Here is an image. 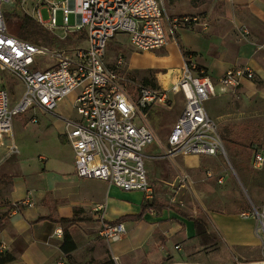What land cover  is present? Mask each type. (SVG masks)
Instances as JSON below:
<instances>
[{
	"label": "built area",
	"instance_id": "1",
	"mask_svg": "<svg viewBox=\"0 0 264 264\" xmlns=\"http://www.w3.org/2000/svg\"><path fill=\"white\" fill-rule=\"evenodd\" d=\"M31 1L0 0V73H9L24 88L20 102L11 107L0 76V145L15 116L32 111L30 122L38 124L34 112L51 114L62 100L75 94L71 108L76 117L64 122L65 137L74 158V175L106 182L123 192H142L145 198H150L144 159L158 160L160 154L143 156V149L156 138L146 123V112L151 106H165L168 94H181L184 107L168 136L163 158L224 153L204 103L218 90L233 92L244 81L253 80L251 69L247 66L228 69L214 83L187 54L175 83L168 89L159 84L154 88L139 86L134 97L128 91L133 82L123 56L117 55L111 63L106 60L107 44L115 35H126L135 52L158 50L167 44L166 25L172 31L205 29L208 24L200 16L169 18L163 11L162 0H61L59 3L37 0L29 14L56 38L84 32L86 46L67 51L37 46L7 32L2 4L18 5L27 12L26 5ZM39 5L48 6L46 22L39 16ZM58 10L62 12L60 27L55 24ZM69 14L76 19L71 27L67 24ZM251 149L252 167H264V150L258 146ZM101 210L99 206L95 208ZM241 215L254 219L257 231L264 237V203ZM98 225V235L107 242H116L125 234L122 222L107 224L101 216ZM55 235L60 236L61 232ZM5 249L6 245L0 242V253Z\"/></svg>",
	"mask_w": 264,
	"mask_h": 264
},
{
	"label": "crops",
	"instance_id": "2",
	"mask_svg": "<svg viewBox=\"0 0 264 264\" xmlns=\"http://www.w3.org/2000/svg\"><path fill=\"white\" fill-rule=\"evenodd\" d=\"M201 11L207 28L177 30V42L166 47L173 50L164 49L163 65L147 71L164 68L162 84L166 81L167 88L176 79L183 55L189 54L214 83L228 69L240 66L251 69L254 78L264 76V0H211ZM74 95L62 100L53 113L37 115V131L47 132L57 152L48 158L37 155L42 162L34 158L29 169L25 164L29 156L24 157L27 162H17L18 175L0 181V206H20L0 225V242L6 245L0 264H264V237L256 221L242 213L200 215L215 238L211 244H203L193 223L175 210H153L140 221L122 220L125 234L116 242L99 236L101 216L106 223L135 216L147 198L142 192H123L106 182L74 175L64 130L65 120L76 117L71 108ZM41 116H46L42 123ZM190 157L196 156L185 161ZM97 206L102 210L95 211ZM47 217L72 222L39 220ZM58 231L60 236L55 235ZM64 233L75 245L69 255L60 250ZM6 256L12 260L1 262Z\"/></svg>",
	"mask_w": 264,
	"mask_h": 264
},
{
	"label": "rangeland",
	"instance_id": "3",
	"mask_svg": "<svg viewBox=\"0 0 264 264\" xmlns=\"http://www.w3.org/2000/svg\"><path fill=\"white\" fill-rule=\"evenodd\" d=\"M36 1L27 3L28 13L21 6L14 4L3 3L1 9L3 14L14 11L21 17L30 16L32 4ZM56 1L59 3L61 0ZM210 3L211 0H162V7L169 18L200 16L204 14L201 8L207 7ZM38 10L42 21H48V6L39 5ZM4 22L10 34L20 33L19 22L5 18ZM34 22L37 34L27 36L33 39L37 46L67 51L86 46L84 32L58 39L35 20ZM75 22L74 15L69 14L68 26H73ZM55 24L58 27L63 24L60 10L55 12ZM170 31L172 30L166 25L167 44L153 51L135 52L124 34L115 35L109 40L106 60L111 63L117 55L123 56L129 79L133 82L128 91L134 97L139 86L154 88L159 84L164 87L162 76L167 74V71L164 68L147 71V68L163 65L164 49L169 43L177 42L176 31L169 33ZM57 33L62 36L60 30H57ZM177 46L179 47L178 44ZM166 50L170 53L173 47L170 46ZM0 76L9 95L11 107L17 106L23 94L22 83L6 72H1ZM167 97L169 99L165 106H151L146 112V123L156 138L151 145L143 149L142 153L144 157L160 154L158 160L144 159L151 190L149 197L160 205L190 216H205L209 211L239 214L249 212L264 203V167L254 169L251 165V147L258 146L264 150V76H255L250 83L233 92L218 90L214 97L204 103L223 147L224 153L217 156H196L186 161L187 156L163 158L168 136L184 107V98L181 94L174 96L168 94ZM34 113L40 115L38 112ZM32 114V111H27L12 119L13 130L3 137V144L0 145V177L9 179L18 175L17 162H27L24 161L27 160L24 158L26 156L30 159L25 163L29 169L33 168L35 160L39 158L37 155L48 158V154L54 155L57 152L58 149L55 143L50 141L47 132L40 133L35 126L37 124L30 122ZM45 117H40L41 123ZM12 147H15V150ZM34 158L36 159L33 160ZM38 160L42 162V159ZM219 179H222L221 183H218ZM97 227L99 230V225Z\"/></svg>",
	"mask_w": 264,
	"mask_h": 264
},
{
	"label": "trees",
	"instance_id": "4",
	"mask_svg": "<svg viewBox=\"0 0 264 264\" xmlns=\"http://www.w3.org/2000/svg\"><path fill=\"white\" fill-rule=\"evenodd\" d=\"M3 17L6 20L14 19L17 22H19L20 30L18 32H20V33H18L17 35H13L7 31L10 35H13L19 39L25 40L31 44L37 45V44H35V41H33V39H31L27 36V34H29L30 36H35L37 34L36 26L34 25L35 22L30 16L25 15V16L21 17V16H18L13 11L11 13L3 14ZM2 179H3V177H0V181ZM19 208H20V206H18V205H8L6 207V209L3 206H0V225L7 219L8 215L13 210H16ZM149 210H155V211L160 212L162 210H172V209L167 207V206H163V205L158 204L155 199L147 198V199H143V201L141 203V210H140L139 214H137L135 216H125V217L120 218L119 220H116V221L111 222V223L113 224V223H116V222H119L122 220H126V219L131 220V221H140V220H142L144 214L149 212ZM176 213H178L179 215L184 217L187 221H190L193 223L196 236L200 239V241L203 244H211V243L215 242V238H213V234L210 233L209 227H208V222L205 218H203L201 216H190L186 213L179 212V211H176ZM44 219H47V220H50L53 222H57V223H61V224H64L67 222H72V219H62V220L56 221L50 217L40 218L39 220H44ZM60 250L64 255H69V253H71L72 251L75 250V245L67 233H64L63 242L60 246ZM11 260H12V257L6 256L2 259L1 262H8ZM104 264H111V262H107Z\"/></svg>",
	"mask_w": 264,
	"mask_h": 264
},
{
	"label": "bare ground",
	"instance_id": "5",
	"mask_svg": "<svg viewBox=\"0 0 264 264\" xmlns=\"http://www.w3.org/2000/svg\"><path fill=\"white\" fill-rule=\"evenodd\" d=\"M175 80H176V79H175ZM175 80H174V82H173L172 84L175 83ZM172 84H171V85H172ZM171 85H170V86H171ZM163 86H164V87L161 86L163 89H168V88L170 87V86H169L168 88H166V81L163 82Z\"/></svg>",
	"mask_w": 264,
	"mask_h": 264
}]
</instances>
